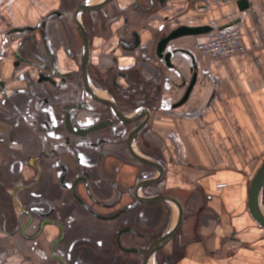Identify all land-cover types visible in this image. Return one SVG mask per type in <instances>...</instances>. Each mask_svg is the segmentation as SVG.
<instances>
[{
    "label": "crops",
    "instance_id": "1",
    "mask_svg": "<svg viewBox=\"0 0 264 264\" xmlns=\"http://www.w3.org/2000/svg\"><path fill=\"white\" fill-rule=\"evenodd\" d=\"M78 1L0 0V264H142L116 245L120 228H132L122 243L142 250L176 224L180 211L166 200L136 202L133 188L173 195L184 209L151 264L156 257L168 264H264V226L249 209L250 183L264 161V0H109L88 11L91 69L103 74L101 91L136 113L133 124L148 119L134 145L165 169L161 180L137 190L140 171L156 178L157 167L132 159L122 144L105 146L122 159L107 153L98 163L90 149L92 198L83 181L77 192L90 204L99 200L96 213L72 193L73 177L60 179L73 158L52 155L67 135L61 107L68 89L58 90L56 71L68 70V49L80 44L72 21L55 13L65 6L69 15ZM45 19L46 63L33 47ZM232 22L243 53L212 58L195 50L212 30L173 41L184 49L173 66L155 53L154 39L166 27ZM194 72L187 100L174 106Z\"/></svg>",
    "mask_w": 264,
    "mask_h": 264
},
{
    "label": "flooded vegetation",
    "instance_id": "2",
    "mask_svg": "<svg viewBox=\"0 0 264 264\" xmlns=\"http://www.w3.org/2000/svg\"><path fill=\"white\" fill-rule=\"evenodd\" d=\"M85 3L86 5H96L90 2V0H80L76 2L75 6L70 10L69 15H66L64 11L65 6L60 7L55 13L56 18H59L62 23L64 21H68L67 19L72 21L75 33L80 38V44L78 47L79 49L76 47V45L75 48L72 49V51L68 49V53L71 55L70 58L74 61L72 62V65L68 68V70L65 72H62L60 70L56 71V75L58 77V80H56L58 90L61 91L63 89H68L66 91L68 101L61 107V113L64 116L63 125L67 131V135H65L64 145H62V143L59 144L60 148L55 147L53 149L52 155L60 156L63 153L73 158L75 164H73L72 166L68 165L67 163L63 164L62 168L60 169V179L65 184L66 178L68 176L69 180L73 177V182L71 183V185L69 184V188H71L72 193L77 196L79 202H81L85 208L96 213L94 207H96L97 203H100L99 200L94 201L93 203L95 204H90L88 203L87 199L82 198L81 195H79V193L77 192L78 182L83 181L85 183L86 190L91 197L92 189L90 183V169L87 163L88 157H90L88 156V151H90V149H93L94 153H96L97 163L101 160L100 157L104 156L107 153H112L116 157L122 159V155H120L117 150H115V148L107 149L105 147L107 143L111 145L122 144L126 152L129 155L132 154V159H138L133 154L134 151L139 152L136 150V147L134 145L137 141L136 137L138 132L134 133V131L138 129L142 122L133 124V122L135 121L134 117L136 113L134 115H130L121 107L118 100L113 94L112 96H110V98H108L101 91L107 90L106 87H104L105 85L103 74L99 69L95 72H93L91 69L93 43L92 34L90 31V22L92 20L88 16V11L90 9L86 8L80 11V13H77L78 7L82 6ZM46 21L47 20L45 19V21L40 25L42 26L41 38L36 39L33 42V47L36 50L38 58L40 60H43L45 63L47 62L45 50L48 46L47 38L45 36ZM79 21L84 31L85 38L87 36L88 39L89 59L87 67L86 43L85 38L83 37L80 30V26L78 23ZM129 46L132 48L134 45L131 43V45ZM115 66L116 65H113L110 68L111 70H109V72L117 69V66ZM109 93L111 94L110 91ZM144 129L145 126L142 127L140 131H143ZM63 146L65 147L62 148ZM84 152H86V154H84ZM141 154L149 158V155L146 152L143 151V153ZM100 173L102 176L112 181V183H115V181L112 180V177L105 171H102ZM139 179L140 180L134 185L135 188L140 181L152 179L149 176V169L145 168L141 170ZM133 192L135 194V197L137 198L136 202H142V200L138 199L137 195L146 197L154 196L149 193L139 194L138 191H136L134 188ZM130 228L131 227L120 228L115 239L116 245L124 252H128L132 255L136 254L137 257L139 256L138 259L142 262V264H144L149 248L160 236L155 238L153 237L150 242H148L145 246L142 247V250H140L137 246H126L122 243V232L131 230L132 228ZM63 238L64 237L60 239V242L63 241ZM58 250L63 249L59 247ZM164 264H168V261L165 260Z\"/></svg>",
    "mask_w": 264,
    "mask_h": 264
},
{
    "label": "water",
    "instance_id": "3",
    "mask_svg": "<svg viewBox=\"0 0 264 264\" xmlns=\"http://www.w3.org/2000/svg\"><path fill=\"white\" fill-rule=\"evenodd\" d=\"M108 1L109 0H105L103 3L96 4V5H92V4L86 5V3H85L82 6L78 7L77 13H80V11H82L83 9H86V8H88V9L98 8L102 5H104L105 3H107ZM243 1H245V0H241L239 2L240 6H242L241 4L243 3ZM78 23H79L82 35L85 38V34H84V31L81 27L80 21ZM232 24H233V22L228 23L226 25H223L222 28L228 27ZM214 28H215L214 25H208V24H205V25H184V24H182V25H179L178 27H176L174 29H171L170 27H166V29L162 31L161 35L158 38L154 39L155 53L162 61H164V63H166L169 66H173V63H172L173 55L177 54L180 51H184V49L175 46V44L172 43L173 41H175L176 39H178L182 36H185V35H195L198 33L211 31ZM22 29L23 28H19L18 30L22 31ZM85 43H86V67H87V63H88V59H89V46H88L87 36L85 38ZM193 61H195V60L193 59ZM195 81H196V73L194 72V75H193L192 79L189 81L183 96L174 104V106H178L187 100V98H188V96H189V94H190V92L194 86ZM148 118H150V113L148 114ZM147 121H148V119H146V121H144L138 127V129L134 131V133L139 132L141 130V128L144 127V125L146 124ZM133 154L142 162L151 164V165L157 167L160 171V174L158 177L152 178L150 180L140 181L138 183V185L136 186L137 190H139L144 185L157 182L163 178L165 169H164V166L162 165L161 162L149 159V158L145 157L144 155H142L141 153L136 152V151H134ZM263 187H264V161L262 162V164L258 167L257 171L255 172V174L252 178V181L250 183V190H249V209H250V212H251L252 216L260 224H262L264 226V204L262 203V200H261V194H262ZM137 197H138V199L145 201V202H156V201H160V200L170 201V202L175 203L178 206L179 211H180L179 212V218H178L176 224L172 228H170L167 232H165L163 235H161L157 240H155L154 243L149 248L144 264H151V260L155 256L157 251L160 250L166 243L169 242V240L172 239L174 234L177 232V230L181 226L183 218H184V209H183V206H182V203L180 202V200L177 197L170 195V194H158V195L149 196V197L137 195Z\"/></svg>",
    "mask_w": 264,
    "mask_h": 264
},
{
    "label": "built area",
    "instance_id": "4",
    "mask_svg": "<svg viewBox=\"0 0 264 264\" xmlns=\"http://www.w3.org/2000/svg\"><path fill=\"white\" fill-rule=\"evenodd\" d=\"M194 49L212 58L225 57L247 51L241 31L230 26L215 28L205 40L196 41Z\"/></svg>",
    "mask_w": 264,
    "mask_h": 264
},
{
    "label": "rangeland",
    "instance_id": "5",
    "mask_svg": "<svg viewBox=\"0 0 264 264\" xmlns=\"http://www.w3.org/2000/svg\"><path fill=\"white\" fill-rule=\"evenodd\" d=\"M159 255V254H158ZM164 259V260H163ZM159 260H162L163 262H165V257L164 258H161L160 257H156L154 260H153V264H158ZM163 262H159L160 264L163 263ZM164 264V263H163Z\"/></svg>",
    "mask_w": 264,
    "mask_h": 264
}]
</instances>
